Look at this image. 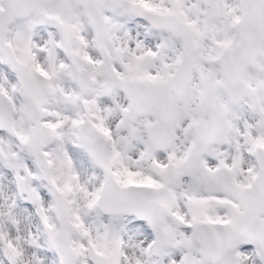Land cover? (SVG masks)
<instances>
[{"label": "snow or ice", "instance_id": "snow-or-ice-1", "mask_svg": "<svg viewBox=\"0 0 264 264\" xmlns=\"http://www.w3.org/2000/svg\"><path fill=\"white\" fill-rule=\"evenodd\" d=\"M0 264H264V0H0Z\"/></svg>", "mask_w": 264, "mask_h": 264}]
</instances>
